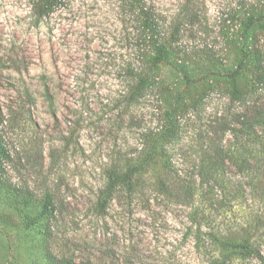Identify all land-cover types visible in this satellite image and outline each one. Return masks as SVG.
<instances>
[{
    "label": "rangeland",
    "instance_id": "1",
    "mask_svg": "<svg viewBox=\"0 0 264 264\" xmlns=\"http://www.w3.org/2000/svg\"><path fill=\"white\" fill-rule=\"evenodd\" d=\"M33 2L0 0V264H211L209 234L239 233L246 206L264 208L263 188L246 203L232 153L215 151L241 138L245 105L229 92L264 74V0H143L167 59L137 81L126 0H65L42 20ZM251 98L264 107V86ZM171 119L180 134L142 169Z\"/></svg>",
    "mask_w": 264,
    "mask_h": 264
},
{
    "label": "trees",
    "instance_id": "2",
    "mask_svg": "<svg viewBox=\"0 0 264 264\" xmlns=\"http://www.w3.org/2000/svg\"><path fill=\"white\" fill-rule=\"evenodd\" d=\"M65 0H34L33 2V14L37 19L42 20L53 15L58 7L64 4ZM128 11L133 15V20L138 22L139 41L142 43L140 51H142V59L139 62V67L131 68V77L133 80H139L145 71L157 67L167 59L166 52L163 45L160 44V31H159V16L143 3V0H126ZM127 11V12H128ZM258 20H252L255 22ZM245 56L241 61V65L237 70L230 74L231 77L243 72L247 64L248 51L244 50ZM146 57L148 59L146 60ZM258 67H264V57H259L257 60ZM264 86V74L257 76L255 83L248 88L235 89L229 92L228 97L232 103H241L245 105V112L241 113L240 127L241 129L234 128L232 131H238L241 133V138L236 143H230L223 145V142H217L218 146L215 151L224 155L231 154L229 159L232 164L237 166L241 173V199L242 195L245 196L246 203L254 198L253 195L257 193L258 186L263 188L264 191V107H258L256 104H251V97L258 93L260 87ZM251 94V95H250ZM136 98H133V101ZM253 102H257L254 100ZM247 110V111H246ZM228 129V128H226ZM225 129V130H226ZM180 124L177 121L169 120V124L163 131H160L154 145L149 147L147 153V162L142 169H146L147 166H151L154 161V153L159 150L158 143L167 141L169 144L176 139V135L180 134ZM225 133V131L223 132ZM152 135L156 134H151ZM149 136V138H150ZM150 140V139H149ZM148 146V143H147ZM234 147V148H232ZM233 150V151H232ZM236 150L237 152H234ZM234 155L237 154V155ZM7 155L6 153H4ZM225 161V160H223ZM141 168H132L128 172L122 173H110L108 175V190L118 185L128 183L131 179H134ZM205 176V177H204ZM203 177L209 182V174ZM218 176V174H217ZM176 177H179L176 175ZM219 181H221L218 178ZM2 190V188H0ZM171 186L167 182L161 184V190L166 195H171ZM17 190H10L8 192L9 197L18 200L16 195ZM1 192V191H0ZM52 201L47 204H42L44 214L47 215V220L52 221L54 218V210H49L52 206ZM16 205V204H15ZM243 206V205H242ZM19 209H22L20 205H17ZM250 207L249 218L241 222V232L235 234H219L212 232L209 234V246L211 249V264H231L234 260L239 259L247 261L249 263L257 262L258 264H264V208L263 205L246 206ZM260 212V214L258 213ZM49 264H76L75 260L71 256L62 255L57 257L56 255H49L47 257Z\"/></svg>",
    "mask_w": 264,
    "mask_h": 264
}]
</instances>
